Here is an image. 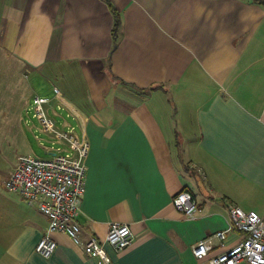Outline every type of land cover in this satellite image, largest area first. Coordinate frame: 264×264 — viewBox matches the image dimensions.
I'll list each match as a JSON object with an SVG mask.
<instances>
[{
	"label": "crops",
	"instance_id": "obj_1",
	"mask_svg": "<svg viewBox=\"0 0 264 264\" xmlns=\"http://www.w3.org/2000/svg\"><path fill=\"white\" fill-rule=\"evenodd\" d=\"M0 52L71 82L60 91L89 142L81 237L134 233L120 252L105 242L113 264H210L193 246L226 228L230 202L264 212V0H0ZM182 189L194 218L174 205ZM48 224L1 182L0 264H97L62 231L36 251Z\"/></svg>",
	"mask_w": 264,
	"mask_h": 264
},
{
	"label": "built area",
	"instance_id": "obj_2",
	"mask_svg": "<svg viewBox=\"0 0 264 264\" xmlns=\"http://www.w3.org/2000/svg\"><path fill=\"white\" fill-rule=\"evenodd\" d=\"M53 91L52 95L37 93L30 105L33 116L39 119L42 129L52 139L53 144L46 148L51 156L43 158L30 153L22 154L6 180V187L17 192L28 203L37 204L48 216L47 229L36 245V251L40 254L49 257L54 252L57 241L53 233L62 231L81 245L97 264H113L105 242L117 252L124 250L133 241L132 226L129 223L112 222L104 240L96 236L87 240L81 237L82 225L78 215L85 193V158L89 142L78 137L74 125L67 130L58 126V120L62 121L63 117L57 119L53 116L58 114L56 108L60 110L63 106L54 104L53 98H61V91L58 86H54ZM66 140L68 143L63 145ZM54 143L58 145L54 146ZM173 202L177 209L192 218L202 209L193 193L187 189L178 191ZM228 213L226 228L214 231L196 242L193 246L194 255L198 259L207 258L210 264H237L242 260L249 264H264V213L246 210L233 202L228 204ZM234 230L244 235L227 246V234ZM215 239L225 248L214 252Z\"/></svg>",
	"mask_w": 264,
	"mask_h": 264
},
{
	"label": "rangeland",
	"instance_id": "obj_3",
	"mask_svg": "<svg viewBox=\"0 0 264 264\" xmlns=\"http://www.w3.org/2000/svg\"><path fill=\"white\" fill-rule=\"evenodd\" d=\"M9 59H12L11 56L0 52V184L1 182L5 183L11 167L16 160L18 162L22 154L30 153L43 158L51 156L50 151L46 148L51 147L53 144L52 139L49 137V133L42 129L39 119L33 116V111L30 108L34 96L37 93L48 92L52 94L50 89H53L52 87L55 84L63 92L73 87L68 79L59 76L52 78L40 77L39 75L43 74L41 73L43 70L40 69L38 75L35 74L37 70H33L34 75L32 76L27 74V69L20 70L17 68L15 70L13 67H9ZM5 62H8L7 65ZM21 77L25 79L33 78L34 80L30 82L31 87ZM79 88H83V85ZM64 98L63 93H61V100L54 102V104H62L63 109L60 110L65 114L70 113L69 116H64L62 121L58 120L57 123L61 129L67 130L68 127L76 123L73 117L77 116ZM56 110L58 114L53 117L58 119L62 117V113L59 109L56 108ZM75 132L77 134L80 130L75 128ZM55 139L58 140V137H55ZM67 143L68 140L63 145ZM56 145L58 143H54V146Z\"/></svg>",
	"mask_w": 264,
	"mask_h": 264
}]
</instances>
